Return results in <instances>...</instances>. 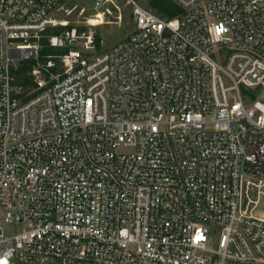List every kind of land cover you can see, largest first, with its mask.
<instances>
[{"label":"built area","instance_id":"obj_1","mask_svg":"<svg viewBox=\"0 0 264 264\" xmlns=\"http://www.w3.org/2000/svg\"><path fill=\"white\" fill-rule=\"evenodd\" d=\"M69 1L0 0V264H264V0Z\"/></svg>","mask_w":264,"mask_h":264},{"label":"rangeland","instance_id":"obj_2","mask_svg":"<svg viewBox=\"0 0 264 264\" xmlns=\"http://www.w3.org/2000/svg\"><path fill=\"white\" fill-rule=\"evenodd\" d=\"M138 1L152 9L157 14H160L159 8L156 7V4L160 3L159 0ZM75 5L77 8H75L71 14L68 15L66 14L65 9H61L57 11L56 17L61 20L69 21L71 24L80 23V25L92 27L97 43L95 49H93L96 54L109 50L118 42L126 39L134 30L135 23L132 9L125 0H116L114 3H110L111 13L108 12L103 16L104 22L97 24L91 22V20L95 18L94 13L97 12V9L94 6V0H70L65 8H70ZM119 16L122 18L119 19ZM88 21H90V23ZM20 229V224H5V230L8 234L17 232Z\"/></svg>","mask_w":264,"mask_h":264},{"label":"trees","instance_id":"obj_3","mask_svg":"<svg viewBox=\"0 0 264 264\" xmlns=\"http://www.w3.org/2000/svg\"><path fill=\"white\" fill-rule=\"evenodd\" d=\"M158 1V0H157ZM160 3L156 4V7L159 8L161 16H168L172 17L178 12V8L175 7L171 0H159ZM170 3V4H168ZM71 26V23H69ZM64 27L63 26H55L48 28V33H57L61 31ZM44 49L43 54H47L49 52H54L53 49L47 46V38H43ZM30 68V63H23L20 68L16 72L17 80L16 83L20 85H24L26 88H30L33 85V81L30 75L26 73L27 69Z\"/></svg>","mask_w":264,"mask_h":264},{"label":"bare ground","instance_id":"obj_4","mask_svg":"<svg viewBox=\"0 0 264 264\" xmlns=\"http://www.w3.org/2000/svg\"><path fill=\"white\" fill-rule=\"evenodd\" d=\"M93 18V17H92ZM96 18V19H95ZM94 19L91 20L92 23L97 24V23H102L104 22L103 20V15L100 13L98 15L95 16ZM91 19V18H90ZM59 21H62L60 24H69V21L66 20H61V19H57Z\"/></svg>","mask_w":264,"mask_h":264}]
</instances>
